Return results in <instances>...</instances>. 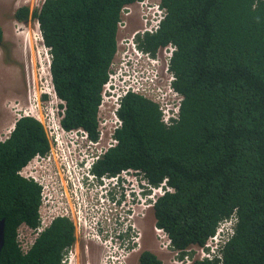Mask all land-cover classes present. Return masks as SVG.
Segmentation results:
<instances>
[{"label":"trees","instance_id":"trees-1","mask_svg":"<svg viewBox=\"0 0 264 264\" xmlns=\"http://www.w3.org/2000/svg\"><path fill=\"white\" fill-rule=\"evenodd\" d=\"M142 0H45L19 20L39 21L50 48L51 73L66 130L83 128L99 138L104 84L118 50L122 9ZM166 16L155 33L138 35L156 54L176 45L171 71L183 96L180 118L168 126L160 106L129 93L118 115V144L93 166L102 177L133 168L165 189L153 211L179 259L204 246L221 222L237 216L221 257L191 264H264V0H162ZM4 30L0 25V45ZM51 148L45 125L34 116L16 121L0 139V218L6 219L0 264H63L76 242L72 220L58 217L25 252L23 224H40L41 186L20 174ZM166 186L172 188L167 190ZM140 264H164L143 250Z\"/></svg>","mask_w":264,"mask_h":264},{"label":"built area","instance_id":"built-area-1","mask_svg":"<svg viewBox=\"0 0 264 264\" xmlns=\"http://www.w3.org/2000/svg\"><path fill=\"white\" fill-rule=\"evenodd\" d=\"M150 2L152 1L142 0L128 4L122 9L119 29L122 27L123 18L125 16L129 18L137 4L141 7L143 28L137 31L133 38L128 39V46H125L122 51L119 50L118 40V50L115 58L119 53L121 56L120 59H114L112 62L108 81L104 84L102 103L99 108V138L92 140L89 133L83 128L66 130L60 120V123L55 126L50 135L47 132L51 144L49 152L44 155L37 154L20 170L23 177L36 181L42 188V202L39 207L40 224L36 228H31L26 224L22 225L28 229L31 240L29 238L26 240L20 239L21 234L19 232V241L25 252L32 247L38 236L50 227L58 217H67L72 220L75 231L77 227L78 229L82 227L89 234H95L99 237L102 233L100 225L108 221L110 211L119 212V208L123 209L125 203H130L131 208L129 209L133 211L132 214L122 217L119 212L120 214L114 220H111V224L115 225L116 229L113 234L119 240L120 235L127 230L122 226L125 218L133 217L135 214L136 203L128 192V188L131 189L135 186V184H131L132 177H135L138 182L135 173L139 171L128 168L116 176L104 175L99 177L93 172V166L109 149L116 147L119 142L115 134L122 127L123 121L119 117L118 111L122 106L123 99L129 93L141 94L157 103L162 111V121L168 126L174 124L180 118L183 96L174 86L176 76L170 68L176 45L169 43L160 47L156 54H152L141 48L137 40L138 35L144 36L146 33L157 32L166 16V9L159 6L160 0L153 2V5ZM37 25L44 43L38 20ZM44 46L47 47L45 44ZM48 49L50 51V48ZM50 75L52 79L51 69ZM52 90L57 96L54 84ZM61 102L64 104V101L61 100ZM105 106L108 109V115L101 118L102 109ZM22 116H34L44 124L38 115L25 113ZM69 142L72 145H69ZM142 183L141 185L137 183L139 189V191L137 190V196H139L142 201L141 204L145 208H153L159 197V195H156L157 191L160 190L161 195L165 191H162L163 187L151 186L144 177ZM169 190H172V188L169 187ZM119 191L121 192L120 196L117 194ZM125 191H127L126 195ZM139 201H137V204ZM236 222V215L221 222L216 233L208 239L204 246L194 245L192 247L197 252L194 257L186 255L185 258L179 259V261L191 264L195 259L221 257L223 247L235 233ZM157 229L163 232V236L168 238V243L172 246L168 234L163 229ZM112 232L113 230H111ZM106 233L108 234L109 231ZM192 248L189 252L193 250ZM65 260L66 257L63 264H65Z\"/></svg>","mask_w":264,"mask_h":264},{"label":"rangeland","instance_id":"rangeland-1","mask_svg":"<svg viewBox=\"0 0 264 264\" xmlns=\"http://www.w3.org/2000/svg\"><path fill=\"white\" fill-rule=\"evenodd\" d=\"M44 1L0 0V25L4 30V41L0 45L1 139H6L11 134L15 122L25 113L38 115L44 122L49 135L62 118L63 103L52 90L50 51L44 46L40 37L37 20L32 18L24 23L17 22L14 18V13L20 6H29L30 10L34 11L40 8ZM150 1L158 2L159 0ZM142 28L141 7L137 4L132 15L129 18L128 16L123 18L118 35L119 50L122 51L129 40ZM120 56L119 53L115 60L120 59ZM107 115L108 109L105 106L102 109L101 118ZM79 140L81 141V139ZM69 145H72L71 142ZM72 149L74 148L72 147ZM135 175L138 182L135 177H132L131 184H135V186L131 189L127 188L135 200L136 211L133 217L125 218L123 227L128 229L132 228L134 223L136 224L138 228H133H137V232H139L137 245L134 247L131 245L128 248L113 234L116 229L115 225L111 224V220H114L120 213L122 217L133 213L129 209L131 208L130 203H125L123 209L119 208L120 213L113 212L114 210L110 211L108 221L100 225L102 233L99 237L89 234L82 227L76 228L77 239L66 256L65 264H140L139 258L143 250L153 251L163 260L164 264H187V262L179 261L177 252L168 243V238L164 237L163 232L156 228L153 208H145L141 204L142 201L137 196V190L139 191L137 183L143 184V174L136 172ZM162 191L165 189L162 188ZM117 194L120 196L121 192L119 191ZM126 194L127 191H125ZM156 195L160 196L161 191H157ZM137 201H139L138 204ZM111 230H113L112 233ZM107 231H109L108 234ZM19 232L20 239L29 238L31 240L26 227L21 226ZM192 249L194 257L197 252L194 248Z\"/></svg>","mask_w":264,"mask_h":264},{"label":"flooded vegetation","instance_id":"flooded-vegetation-1","mask_svg":"<svg viewBox=\"0 0 264 264\" xmlns=\"http://www.w3.org/2000/svg\"><path fill=\"white\" fill-rule=\"evenodd\" d=\"M20 7H22V6H20ZM19 7V8H20ZM19 8H17L16 9V11H15V13H14V18L16 19V21L17 22H24V23H26V22H28V21H22V20H19L18 18H17V16H16V12H17V10L19 9ZM26 52V51H25ZM27 53V52H26ZM124 224V223H123ZM123 224H122V226H123ZM134 226L133 227H137L136 226V224L134 223L133 224ZM128 228L124 233H122L121 235H120V241L122 242V244H124L125 246H127L128 248L132 245L133 247L135 246V245H137V243H138V237H137V235L139 234V232H137V228ZM127 247H125V248H127ZM81 250V249H80ZM90 256H91V254H90ZM88 263H89V261H88Z\"/></svg>","mask_w":264,"mask_h":264},{"label":"water","instance_id":"water-1","mask_svg":"<svg viewBox=\"0 0 264 264\" xmlns=\"http://www.w3.org/2000/svg\"><path fill=\"white\" fill-rule=\"evenodd\" d=\"M6 219L0 218V256L5 245Z\"/></svg>","mask_w":264,"mask_h":264},{"label":"clouds","instance_id":"clouds-1","mask_svg":"<svg viewBox=\"0 0 264 264\" xmlns=\"http://www.w3.org/2000/svg\"><path fill=\"white\" fill-rule=\"evenodd\" d=\"M153 2H154V1L150 2V4L153 5V4H154ZM161 2H162V0H160V2H159V6H160V8L165 9V8L162 6ZM155 12H157V11H155ZM125 46H128V45H125ZM162 187H163V186H162ZM165 187H166L167 190H169V187H168V186L165 185ZM163 189H164V188H163ZM162 195H163V194H162ZM160 196H161V195H160ZM150 208H151V207H150ZM156 228H158V227L156 226ZM171 247H172V246H171ZM192 247H193V246H192ZM192 251H193V250H192ZM193 254H194V253H193ZM192 256H193V255H192Z\"/></svg>","mask_w":264,"mask_h":264},{"label":"bare ground","instance_id":"bare-ground-1","mask_svg":"<svg viewBox=\"0 0 264 264\" xmlns=\"http://www.w3.org/2000/svg\"><path fill=\"white\" fill-rule=\"evenodd\" d=\"M39 32V31H38ZM31 35H33V33L31 32ZM36 35H37V33H36ZM33 37V36H32ZM36 37V36H35ZM48 74H49V72H48ZM105 261V260H104ZM102 264V263H101Z\"/></svg>","mask_w":264,"mask_h":264}]
</instances>
